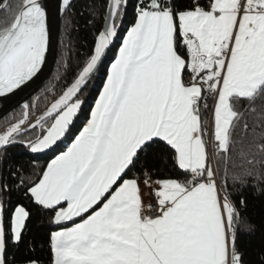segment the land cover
I'll return each instance as SVG.
<instances>
[{"label":"snow or ice","instance_id":"1","mask_svg":"<svg viewBox=\"0 0 264 264\" xmlns=\"http://www.w3.org/2000/svg\"><path fill=\"white\" fill-rule=\"evenodd\" d=\"M62 3L70 7V0ZM128 3L106 0L93 54L29 126L40 129L26 142L32 153L52 149L71 133L85 103L80 97L118 36ZM10 8L7 0L0 4V10ZM134 16L66 151L37 180L13 173L16 184L0 183V264H8L9 244L24 243L31 215L18 203L6 227L3 197L13 187L54 212L52 224H72L50 234L51 264H245L238 239L255 226L242 215L246 201L235 202L229 190V166H237L235 152L243 169L231 173L237 190L247 186L246 178L264 180V0H190L183 9L176 0H137ZM48 45L41 0H20L11 22L0 27V95L41 71ZM24 108L23 118L0 134V147L25 131ZM157 143L172 153L179 177L154 179L143 165L133 172ZM153 199L156 214L146 215Z\"/></svg>","mask_w":264,"mask_h":264},{"label":"trees","instance_id":"2","mask_svg":"<svg viewBox=\"0 0 264 264\" xmlns=\"http://www.w3.org/2000/svg\"><path fill=\"white\" fill-rule=\"evenodd\" d=\"M3 0H0L2 4ZM11 5L9 10H4L0 14V27L6 26L11 22L13 13L17 10L20 0H9ZM137 0H129L127 14L119 28L118 36L115 44L109 52L106 60L100 67V70L93 77L88 87L81 95V99L85 101L81 111L71 128V133L66 139L58 142L52 149L43 153H31L29 149L22 146H9L0 152V183L7 182L10 186L18 181L12 175L13 173L22 174L37 180L48 163L66 151L71 142L78 135L79 131L84 127L91 108L94 107L95 100L99 97L100 91L103 89V83L106 80L107 72L112 62H114L118 49L121 45L122 38L126 35V31L134 22V5ZM177 7L183 9L189 5L190 0H176ZM106 0H75L66 11L61 26L60 44L57 63L50 77L47 86L39 95L34 105V101L29 104L30 116H34L44 110L67 86H69L78 73L85 66L89 57L93 54L94 46L98 33L102 29L104 22V14L106 11ZM209 106L213 104L212 100L208 101ZM259 105V102H258ZM23 118V112H18L6 121L0 123V131L18 122ZM211 111L206 114V119L210 122ZM251 117L249 121L251 122ZM50 123V121H49ZM239 132V130H237ZM40 131L33 130L30 133L17 139L18 142L26 143L30 139H34ZM251 137L248 138L250 140ZM247 143V141H246ZM172 153L163 143H157L147 152L141 155L140 164L133 172L138 171L139 166L143 165L151 169L154 173V179L177 178L181 175L172 161ZM236 167L229 166V190L234 192L233 199L239 202L242 197L246 201V209L242 213L247 221L255 226V231H241L238 239L240 250L244 253L245 264H264V180L258 184L251 178L247 179V186L242 190L239 184L233 185L231 173H242L243 169L239 167L241 161L233 153ZM244 168H251L253 172L257 171V167L252 165H243ZM19 170V171H18ZM259 171L264 173V167H260ZM221 174H223V166L221 165ZM132 172L125 178H130ZM6 203L5 225L7 227L10 213L19 203L30 211V219L27 221V228L24 234V243L18 247L9 244L7 250L8 264H25L29 258L38 259L41 264H51V252L49 247L50 234L53 231L67 227L70 224L55 225L50 222L54 212L43 210L35 205L31 199L24 196L22 191H17L14 187L4 197ZM76 222H80L79 219ZM30 245V246H29Z\"/></svg>","mask_w":264,"mask_h":264},{"label":"water","instance_id":"3","mask_svg":"<svg viewBox=\"0 0 264 264\" xmlns=\"http://www.w3.org/2000/svg\"><path fill=\"white\" fill-rule=\"evenodd\" d=\"M74 1L75 0H70V6ZM8 2L9 0H7V3ZM3 3H5V0H3L2 4ZM41 3L43 4L47 12V24L49 29V45H48V51L46 53L45 63L41 71L32 80L26 82L20 88L13 90L11 93L0 95V123L5 121L6 119L11 118L13 115H15L20 111L25 112V108H24L25 104L29 106V103L34 99L37 102L39 95L41 94L43 89L47 86L50 77L54 71V68L56 66L58 52H59V44H60L61 22L69 7L65 10L63 7L62 0H41ZM3 11L4 10H0V14ZM103 28H104V22L101 31L103 30ZM114 44H115V40L106 50V56L103 58V63L106 60ZM101 66L102 65H100V67ZM96 73H94L91 80L96 75ZM91 80L89 81V83L91 82ZM67 87L40 113L32 117L29 114L26 123L22 125V128L25 129V131L21 135L16 137L14 143H10L6 147H0V152L9 146H15V145L22 146L28 149L26 143L18 142L17 139L35 130L30 128L29 126L36 123V121L46 112V110L51 106V104L56 99H58L60 95L63 94V92L67 89ZM27 111L29 113V108ZM16 123H13L12 125ZM12 125L0 131V134L5 133ZM36 129L40 131L39 128Z\"/></svg>","mask_w":264,"mask_h":264},{"label":"built area","instance_id":"4","mask_svg":"<svg viewBox=\"0 0 264 264\" xmlns=\"http://www.w3.org/2000/svg\"><path fill=\"white\" fill-rule=\"evenodd\" d=\"M210 152H211V149H210ZM148 199H149V197H148ZM148 199H147V201H148ZM152 203H153V208L151 210H149L147 208V206L145 207V214L146 215H155L156 214L155 200L154 199L152 200ZM146 205H147V203H146Z\"/></svg>","mask_w":264,"mask_h":264},{"label":"crops","instance_id":"5","mask_svg":"<svg viewBox=\"0 0 264 264\" xmlns=\"http://www.w3.org/2000/svg\"><path fill=\"white\" fill-rule=\"evenodd\" d=\"M117 54H118V52H117ZM111 66V65H110ZM78 116V115H77ZM77 118V117H76ZM75 118V119H76ZM75 119H74V121H75ZM147 199H148V197H145V204L147 203ZM66 206V205H65ZM71 222H69V223H66V224H70ZM72 225H69V226H67V227H71ZM67 227H64V228H67ZM61 229H63V228H61ZM61 229H58V230H56V231H59V230H61Z\"/></svg>","mask_w":264,"mask_h":264},{"label":"rangeland","instance_id":"6","mask_svg":"<svg viewBox=\"0 0 264 264\" xmlns=\"http://www.w3.org/2000/svg\"><path fill=\"white\" fill-rule=\"evenodd\" d=\"M2 2H3V1H2ZM61 26H62V22H61ZM43 90H44V89H43ZM33 101H34V103H35L34 105H36V101H35V99H34ZM33 101H31L30 103H32ZM30 103H29V104H30ZM20 112H23V111H20ZM23 114H24V112H23ZM29 114H30V112H29ZM6 120H8V119H6ZM6 120H5V121H6ZM11 125H12V124H11ZM21 137H22V136H21ZM49 150H50V149H49ZM29 151H30V150H29ZM46 151H48V150H46ZM46 151H45V152H46ZM30 152H31V151H30ZM31 153H32V152H31ZM41 153H43V152H41ZM35 154H37V153H35Z\"/></svg>","mask_w":264,"mask_h":264}]
</instances>
